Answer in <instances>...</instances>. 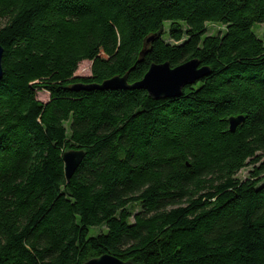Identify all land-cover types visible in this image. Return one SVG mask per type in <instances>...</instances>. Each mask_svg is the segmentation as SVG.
Instances as JSON below:
<instances>
[{
	"label": "trees",
	"instance_id": "obj_1",
	"mask_svg": "<svg viewBox=\"0 0 264 264\" xmlns=\"http://www.w3.org/2000/svg\"><path fill=\"white\" fill-rule=\"evenodd\" d=\"M208 23L225 31L205 35ZM256 23L264 0H0V264L104 254L135 264H264ZM191 58L210 72L179 97L72 89L125 74L134 83L153 63ZM82 61L89 76L75 75ZM237 115L244 121L230 131ZM71 149L85 155L67 180L62 153ZM90 227L107 231L89 236Z\"/></svg>",
	"mask_w": 264,
	"mask_h": 264
},
{
	"label": "water",
	"instance_id": "obj_2",
	"mask_svg": "<svg viewBox=\"0 0 264 264\" xmlns=\"http://www.w3.org/2000/svg\"><path fill=\"white\" fill-rule=\"evenodd\" d=\"M149 41V38L146 42ZM2 54L3 48L0 45V80L3 77L2 69ZM144 51L141 52V55ZM210 70L207 66H200V62L196 58H191L183 63L172 67L168 62L153 63L143 75L142 79L134 83L127 82L126 74L123 76H113L105 79L101 83L83 84L74 83L72 89L79 90H134L144 89L148 95L153 99L160 98H175L179 97L182 89L187 85H192L207 74ZM244 121L242 115L231 116L228 119L230 131H234L239 124ZM85 153L80 149H71L62 153V160L64 163V172L66 179L69 180L76 168L82 161ZM83 264H135L131 261H122L117 257L104 254L87 260ZM138 264V263H137Z\"/></svg>",
	"mask_w": 264,
	"mask_h": 264
},
{
	"label": "rangeland",
	"instance_id": "obj_3",
	"mask_svg": "<svg viewBox=\"0 0 264 264\" xmlns=\"http://www.w3.org/2000/svg\"><path fill=\"white\" fill-rule=\"evenodd\" d=\"M167 29H168V23L165 24V31H167ZM224 31H225V26H223L221 24L208 23L206 26V34L205 35L223 34ZM254 32L264 42V23L254 24ZM164 38L167 41H170L169 37L166 34H164ZM90 73H91V62L90 61H82L79 64L78 69L75 72V75L84 77V76H89ZM37 98L41 101H46L48 98V93L44 90H39L37 92ZM251 169H252V165L241 169L238 172L237 177L239 179H242V180L246 179L249 176V171ZM262 176L264 177V173ZM129 209L134 213L140 209V206L138 204L134 203V204H131L129 206ZM106 231H107L106 227H90L89 236H95L101 232H106Z\"/></svg>",
	"mask_w": 264,
	"mask_h": 264
}]
</instances>
